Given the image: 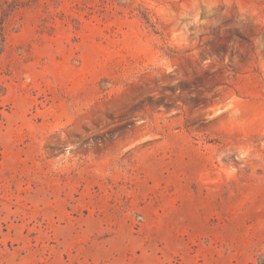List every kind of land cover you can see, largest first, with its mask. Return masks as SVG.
<instances>
[{
  "label": "rangeland",
  "instance_id": "obj_1",
  "mask_svg": "<svg viewBox=\"0 0 264 264\" xmlns=\"http://www.w3.org/2000/svg\"><path fill=\"white\" fill-rule=\"evenodd\" d=\"M0 264H264V0H0Z\"/></svg>",
  "mask_w": 264,
  "mask_h": 264
}]
</instances>
